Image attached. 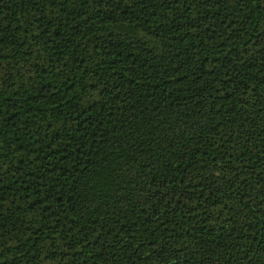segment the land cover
<instances>
[{"label":"trees","instance_id":"1","mask_svg":"<svg viewBox=\"0 0 264 264\" xmlns=\"http://www.w3.org/2000/svg\"><path fill=\"white\" fill-rule=\"evenodd\" d=\"M0 264H264V0H0Z\"/></svg>","mask_w":264,"mask_h":264}]
</instances>
